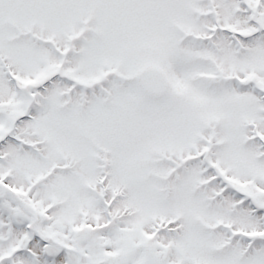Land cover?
Instances as JSON below:
<instances>
[{
	"label": "snow or ice",
	"instance_id": "6c2138e0",
	"mask_svg": "<svg viewBox=\"0 0 264 264\" xmlns=\"http://www.w3.org/2000/svg\"><path fill=\"white\" fill-rule=\"evenodd\" d=\"M0 264H264V0H0Z\"/></svg>",
	"mask_w": 264,
	"mask_h": 264
}]
</instances>
